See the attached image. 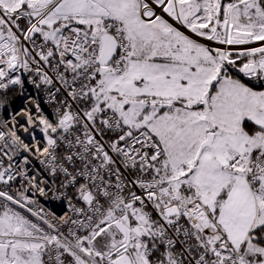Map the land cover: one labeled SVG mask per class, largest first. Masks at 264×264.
I'll return each mask as SVG.
<instances>
[{"label":"snow or ice","instance_id":"1","mask_svg":"<svg viewBox=\"0 0 264 264\" xmlns=\"http://www.w3.org/2000/svg\"><path fill=\"white\" fill-rule=\"evenodd\" d=\"M0 264H264V0H0Z\"/></svg>","mask_w":264,"mask_h":264},{"label":"built area","instance_id":"2","mask_svg":"<svg viewBox=\"0 0 264 264\" xmlns=\"http://www.w3.org/2000/svg\"><path fill=\"white\" fill-rule=\"evenodd\" d=\"M19 104V101H18ZM40 202L41 204L50 211H55L57 213V215H61L63 214V212L67 211V208L65 207L62 211L59 209V202L58 201H53L50 198L49 199H45L43 197H40Z\"/></svg>","mask_w":264,"mask_h":264}]
</instances>
